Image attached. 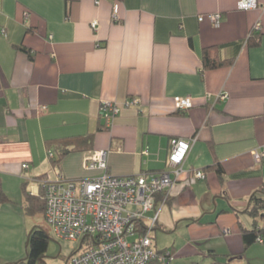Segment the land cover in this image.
Returning <instances> with one entry per match:
<instances>
[{
    "label": "crops",
    "instance_id": "1",
    "mask_svg": "<svg viewBox=\"0 0 264 264\" xmlns=\"http://www.w3.org/2000/svg\"><path fill=\"white\" fill-rule=\"evenodd\" d=\"M237 1L0 0V179L98 175L84 160L99 150L111 174L168 168L151 233L156 244L170 238V264H264V240L244 247L241 235L251 194L264 193V0L250 9ZM214 11L218 25L198 19ZM207 46L231 61L202 68ZM174 95L192 106L179 112ZM104 102L118 106L112 119ZM87 133L88 148L52 164L46 139ZM172 138L190 141L174 169ZM216 161L221 174L208 167Z\"/></svg>",
    "mask_w": 264,
    "mask_h": 264
},
{
    "label": "built area",
    "instance_id": "2",
    "mask_svg": "<svg viewBox=\"0 0 264 264\" xmlns=\"http://www.w3.org/2000/svg\"><path fill=\"white\" fill-rule=\"evenodd\" d=\"M237 6L250 9L257 6V0H238ZM116 8L115 3V17ZM27 14L25 11L24 15ZM220 16L219 11H214L199 14L198 19L207 17L218 25ZM95 25L96 21H93L91 26ZM253 27L258 29L260 22ZM173 104L176 109L185 110L192 106V99L189 95H174ZM118 110V106L111 102L102 103L101 112L108 120ZM189 143L183 138L170 140L169 167L174 169L182 161ZM23 166L26 167V163ZM84 166L102 171L98 175L73 180L58 176L44 181L45 221L57 237L75 240L79 246L69 260L70 264H144L150 257L162 260L164 255L153 248L149 231L158 210L152 215L148 212L156 204L154 192L170 186L171 171L167 168L149 173L111 174L107 172L105 150L88 154ZM195 176H204L203 171L195 169ZM140 220H145L147 225L145 232L139 235L136 222ZM92 235L96 241H90ZM164 253L168 254V251ZM172 258L173 255L169 254L168 260Z\"/></svg>",
    "mask_w": 264,
    "mask_h": 264
},
{
    "label": "trees",
    "instance_id": "3",
    "mask_svg": "<svg viewBox=\"0 0 264 264\" xmlns=\"http://www.w3.org/2000/svg\"><path fill=\"white\" fill-rule=\"evenodd\" d=\"M1 31L4 32V29L1 28ZM260 31L255 29L254 27H250L249 33L246 37V43L250 45H255L259 41ZM231 59H217L215 54L212 52V48L207 46L204 47L201 52V66L202 68H210L215 67L224 63H229ZM180 110V111H179ZM179 112H183L184 109H179ZM182 110V111H181ZM105 127V124L102 126ZM92 137L91 134H84V135H64L55 138H48L46 139V144L48 146V158L52 161V164L58 165L60 159L63 155L67 154L68 152L80 150L82 147L88 148L91 144ZM52 149V150H51ZM208 167L214 168L219 174L222 173V167L218 161L212 163ZM147 171V170H146ZM145 172V171H141ZM140 173V172H139ZM148 173V172H145ZM136 174V173H135ZM40 178H42L40 176ZM45 179L42 181H38V192L36 193H25L24 197V207L30 213H35L40 211L43 214L44 218V209H45V198H44V185ZM25 184V182L23 183ZM167 188L163 189L162 191L154 192V199L157 202V198L159 196H165L164 200H166V192ZM8 195L3 191L1 188L0 183V202L7 199ZM156 210V204L152 206L151 212L153 213ZM149 211V212H150ZM148 212V213H149ZM246 212L252 217V224L251 227H242L241 228V235L244 247L248 244L252 243L253 241L264 240V225L259 226L260 219L264 218V193L261 191L254 192L250 196V202L248 207L246 208ZM157 220V218H156ZM156 220L154 225H156ZM146 222L145 220H140L136 222V229L137 234L144 233L146 230ZM152 226V227H153ZM151 232V231H150ZM151 235V234H150ZM91 236L90 241H96V238ZM152 237V246L156 249L159 253H163L164 258L162 260H158L156 257L148 258L144 264H167L170 260H168L169 254H172L170 248L157 246L154 235ZM49 240L48 233L44 230L41 226H33L31 230L27 233V250L26 254L23 258L19 261L14 262V264H38V260L44 256V253L47 249V244ZM164 251H168V254L164 253ZM208 254L215 257V253L212 250L208 251ZM242 253L236 254V256H240ZM226 261H219L217 259L200 264H227ZM70 264L69 260L66 259L65 264Z\"/></svg>",
    "mask_w": 264,
    "mask_h": 264
},
{
    "label": "rangeland",
    "instance_id": "4",
    "mask_svg": "<svg viewBox=\"0 0 264 264\" xmlns=\"http://www.w3.org/2000/svg\"><path fill=\"white\" fill-rule=\"evenodd\" d=\"M23 17H26L24 13ZM26 165L28 166L27 163ZM22 178L23 176L16 178L3 175L0 179L1 188L8 195L7 199L0 202V264H14L25 256L27 233L33 226L43 227L49 235L47 249L38 264H65L66 259L71 260L77 253V241L57 237L40 211L30 213L25 209V193L37 194L38 185L34 180L26 181ZM171 180L173 181L172 177ZM149 231H152V228ZM150 234L152 235L151 232ZM169 240L170 238L157 239V246L169 244ZM167 264H170V261Z\"/></svg>",
    "mask_w": 264,
    "mask_h": 264
},
{
    "label": "water",
    "instance_id": "5",
    "mask_svg": "<svg viewBox=\"0 0 264 264\" xmlns=\"http://www.w3.org/2000/svg\"><path fill=\"white\" fill-rule=\"evenodd\" d=\"M27 246V241H26V243H25V247Z\"/></svg>",
    "mask_w": 264,
    "mask_h": 264
}]
</instances>
